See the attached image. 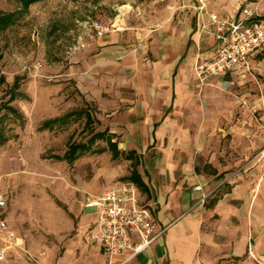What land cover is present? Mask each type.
Wrapping results in <instances>:
<instances>
[{
    "label": "crops",
    "instance_id": "crops-1",
    "mask_svg": "<svg viewBox=\"0 0 264 264\" xmlns=\"http://www.w3.org/2000/svg\"><path fill=\"white\" fill-rule=\"evenodd\" d=\"M257 3L250 9L264 19V0ZM178 4L151 27H117L99 40L105 54L98 69H113L114 77H100V84L112 86L121 107L115 114L130 117L126 127L112 130L121 134L120 140L112 139L120 155L132 163L128 175L114 184L135 182L128 177L138 161L140 199L159 225H167L166 232L131 259L129 251L110 256L88 238L98 205L85 203L79 233L58 235L49 251L39 245L31 249H41L39 264H264V179L232 171L249 154L251 143L261 141L227 137L250 130L228 123L239 97L232 89L260 68L257 59L263 58L264 46L243 68L201 85L196 65L213 55L217 27L204 28L208 10L183 0ZM18 237L21 244L7 247L0 233V250L5 248L0 264H34Z\"/></svg>",
    "mask_w": 264,
    "mask_h": 264
},
{
    "label": "rangeland",
    "instance_id": "rangeland-1",
    "mask_svg": "<svg viewBox=\"0 0 264 264\" xmlns=\"http://www.w3.org/2000/svg\"><path fill=\"white\" fill-rule=\"evenodd\" d=\"M183 1L220 16L240 17L259 0ZM180 2L37 0L25 6L23 0H0V10L14 13V21L0 30V197L6 199L0 219L23 239L29 262L39 264L40 250L49 251L58 235L79 233L86 196L124 179L132 166L123 154L113 156L107 138L120 140L121 134L113 131L126 127L130 117L115 114L121 107L112 86L106 90L100 84V77H114L113 69H98L105 52L94 22L114 29L151 27ZM257 60L260 68L232 89L239 97L228 121L250 130L227 137L261 141L251 143L249 154L232 171L262 180L264 55ZM103 131L104 136L92 140ZM72 143L86 147L71 154ZM37 245L39 251L31 250Z\"/></svg>",
    "mask_w": 264,
    "mask_h": 264
},
{
    "label": "built area",
    "instance_id": "built-area-1",
    "mask_svg": "<svg viewBox=\"0 0 264 264\" xmlns=\"http://www.w3.org/2000/svg\"><path fill=\"white\" fill-rule=\"evenodd\" d=\"M216 25V43L213 55L196 65V75L201 85L212 77L227 71H235L247 65L249 58L264 46V19L245 10V16H220L210 14V21L204 24L209 31ZM96 34L103 36L113 31L110 24L99 21L93 24ZM201 189V185H196ZM206 195H203V199ZM87 205H98V215L93 229L88 232L89 240L101 246L110 256L129 251L127 259L146 250L164 235L167 225H159L153 218L148 206L142 203L138 186L131 180L111 185L99 194H88ZM6 205V199L0 197V207ZM0 233L6 236L7 247L13 242L21 244L16 232L5 219H0ZM5 248L0 250L3 256Z\"/></svg>",
    "mask_w": 264,
    "mask_h": 264
},
{
    "label": "trees",
    "instance_id": "trees-1",
    "mask_svg": "<svg viewBox=\"0 0 264 264\" xmlns=\"http://www.w3.org/2000/svg\"><path fill=\"white\" fill-rule=\"evenodd\" d=\"M35 1H37V0H23L25 6H28L31 2H35ZM13 16H14V13H12V12L5 13L2 10H0V30L7 28L9 26V24L14 21ZM1 57H2V55L0 53V58ZM2 78L3 77H1V73H0V80ZM104 135H105V131L95 133L92 137V140H94L97 136H104ZM107 138H108L110 147L113 151V156L118 157L122 153V151L118 148V142L113 141L112 137H107ZM85 147H86V145L84 143H72L71 144V154H74L78 148H85ZM138 163H139L138 161L133 162V169H132L131 174L129 175L128 178L134 180L138 184H141L140 176H139L138 171L136 169Z\"/></svg>",
    "mask_w": 264,
    "mask_h": 264
}]
</instances>
